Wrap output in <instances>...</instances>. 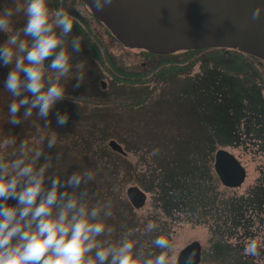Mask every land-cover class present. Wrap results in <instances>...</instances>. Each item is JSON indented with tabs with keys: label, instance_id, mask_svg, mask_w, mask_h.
<instances>
[{
	"label": "rangeland",
	"instance_id": "obj_1",
	"mask_svg": "<svg viewBox=\"0 0 264 264\" xmlns=\"http://www.w3.org/2000/svg\"><path fill=\"white\" fill-rule=\"evenodd\" d=\"M53 1L58 2V0ZM65 2L67 7L77 9L80 15L84 17L85 22H80V27L86 30L97 43L102 45L107 56L110 57L112 65H110L109 62L105 63V59H103V61H97V65L99 66L97 70L98 66L94 65L91 60L89 61L86 54L80 53V61L72 65L71 71L68 74L67 79H71L66 85V92L69 93L66 94L63 100L57 102L54 109L50 111L48 116L50 124L49 127L45 128L43 126L45 121L43 119L39 120L36 114V111H38L37 109L33 110L32 117L25 120L23 118L24 109L22 108L18 113L21 119L20 124L14 125L7 122L10 119L8 106L12 102L13 97L11 93L4 88V82L8 72L11 70V65L6 66L0 63V145H2L6 138L14 137L16 141L15 144L9 145L7 148L0 147V159L10 161L11 159L18 158L16 156L13 157L11 147L19 146L23 140L27 142L29 149H35L42 147L39 143L40 135H51L55 133L57 135L56 146H54L53 149L47 147V140H45L43 146L44 153L53 158L50 161L52 166L49 169V175H54L56 173L57 177L61 175L62 178L64 177L63 179H66V177L71 175L74 171L91 170L94 173V171L90 169V167H93L96 171L94 180L84 186L89 191L88 206L89 208L96 205L103 206L105 203L110 202L111 212L114 213L119 211V207L116 208L114 205L115 201L127 204V202L123 200L124 197L127 200L126 188L132 184L134 185L135 181L132 177H126L130 173V170H133L136 176L144 173V180L151 177L146 169L150 163V158L148 152H143L141 158V152H133L128 150V148H126V150L125 144L119 142L117 137L114 136L118 133L104 134L105 130L119 131L118 129L120 127H126L124 129L132 132L133 135L141 136V141L146 146L155 145L154 148L160 153V151L172 144H181L183 135L179 134L178 127L182 125L180 121L171 117L169 110L163 108L165 105H162V103L155 104L152 107L150 118L144 117L142 119L135 113L126 115L127 112L124 114V112L121 111L100 113L97 110L102 108L97 107L103 104V99H115L112 91H122L123 85L128 86L129 84L133 86H141V83L148 84V88L152 90L151 94H154V98L158 99L162 91L169 89L167 83L159 88L161 77L156 74L162 67L160 65L161 61L163 59H175L180 62L181 65H184L189 64L190 60L186 59L183 61L185 57L183 54L184 50L175 52L173 55L171 53L149 55L145 54L147 50L144 49L123 48L114 40L111 34H107L105 27H103L101 23L96 22L90 17L87 9L79 0H65ZM17 6L23 9L25 0H0V12L5 8H12L15 10ZM49 9L50 11H56V8ZM25 21L26 17L23 11L18 13L14 12L11 18V30L15 31L16 29L22 28ZM73 36L72 32L67 38V41H70ZM7 37V33L0 32V45L6 41ZM21 38L26 39L23 36H21ZM28 39L30 40V38ZM76 53L77 52L73 53V58H77ZM199 55L200 54L196 57ZM214 59H217V57L211 58L209 63L211 64ZM248 60L245 62V66L250 70L251 65L252 69L250 70V75L242 77L243 74H245L243 71L236 73L238 78L241 77V79H245L241 80L243 87L240 91L253 84L254 80L252 75L255 77L257 76V82L264 79V61L254 57H249ZM80 62L85 63V79L83 82L79 83V86H76L77 79L73 76L79 75L76 65ZM48 63H50V60ZM203 64L201 60H195L189 66H185L183 70L179 69L178 72L180 75L178 77L187 74L196 75L201 70ZM45 65L47 66V64ZM119 71L126 74V76H129V74H137L138 77H123L124 74H120ZM49 74L51 75V72H49ZM95 75H97L96 78L99 82L98 84L95 80V83L98 85L95 91L100 92V94L97 95L96 92L82 94L90 91ZM116 78H120V80ZM102 81L105 84L103 87L101 85ZM258 84L260 86V93L264 97V87H261L260 82H258ZM80 92L82 93L80 94ZM66 97L68 100H66ZM228 109L233 110L232 106L226 105L224 107L225 116L229 124L232 116L230 111H227ZM57 112L61 114L67 113L68 120L66 124L59 125L57 123ZM123 115L124 117H122ZM33 121L40 124L39 133L36 132ZM193 123L194 122H190V127L193 126ZM243 126L245 125L243 124ZM90 130H93L95 133L93 135H98L100 130L103 131L93 143V147L103 149L104 144L107 145L109 139H114L124 150L123 154L125 158L117 157L115 160V163L120 166L119 169L121 171L119 175L123 183L119 181V183L116 184L117 186H115L116 188L111 191L112 193L108 192L110 189L98 186V180L101 182H103V180L97 177L108 176V171L105 169V166L108 164L112 166L111 163L114 162V160L109 159L111 157L108 158V156L105 155L100 158V165L97 164V166H95L93 164L89 166L87 163L89 160L86 159V155L95 160L99 158L90 154H85L82 151L83 144L80 139ZM228 135L230 136L226 138V143L216 144V148H223L232 152L245 166L246 178L242 185L230 187L221 184L220 181L217 180L214 188L209 191L210 200L213 201L212 203H208L207 207H204L201 205L204 201L203 199H201L202 201H196L197 209L195 213L180 212L175 208L172 214V216L175 217L172 218L165 215L161 206L158 205L155 192L145 191L146 199L141 207L134 208L129 201L128 203L130 206L128 204L123 206L129 215L133 212L136 216H140V224H142L143 228H146V224L152 222V214H157L159 219L168 223V228L166 227L169 235L168 241L172 246V251L168 253L170 259L175 258L177 251L183 245L192 240H196L201 245V255L203 258L205 257L204 260L201 261L205 264H264V144L262 145V150L260 145L257 144V139L250 134H243V132L238 135L233 130L232 134ZM258 143L262 144L260 141H258ZM207 146L208 144L204 145V147ZM96 148H94V150H96ZM212 152L213 151L209 150L210 156L208 158V163L204 165L203 170L206 175H210L211 178H214L215 172L212 167L213 158L211 159L214 152ZM57 154H60L59 160L55 159ZM206 154H208V151ZM100 155L101 153L99 157ZM43 162L44 156L40 158V163ZM135 164H137L138 167L134 166ZM199 191L200 189L197 190V193ZM247 198L254 201L255 208L248 209L239 216L241 210H243L242 203L244 204ZM205 200H207V198ZM229 206H232L235 211L234 219L232 218L231 212L228 211ZM128 207L131 208L132 212ZM106 221L102 220L101 222ZM130 221L131 220L128 218H123L121 220V222L126 225ZM234 222L236 223L232 225ZM117 227L118 224L113 225L111 233L112 239H104V235L97 237V240L102 246L106 247L108 244L113 245V240L119 236L120 232ZM143 235L144 242H146L147 239H149V234L143 232ZM221 248L226 251L222 252ZM143 252L145 253V249H143Z\"/></svg>",
	"mask_w": 264,
	"mask_h": 264
},
{
	"label": "clouds",
	"instance_id": "obj_2",
	"mask_svg": "<svg viewBox=\"0 0 264 264\" xmlns=\"http://www.w3.org/2000/svg\"><path fill=\"white\" fill-rule=\"evenodd\" d=\"M20 11L26 21L22 28L12 31L11 18ZM72 28L73 21L64 8L50 11L48 0H25L23 9L17 6L0 12V32L8 34L0 45V63L11 65L4 82L13 97L7 122L20 124L22 108L25 120L37 109L39 120L49 127L50 111L67 94L73 53L81 51L80 37L67 41ZM46 60H50L47 66ZM76 68L79 75L73 77L79 86L85 79V63H78ZM56 115L59 125L67 123V113ZM33 126L39 133L40 124L33 121ZM45 140L52 148L57 135H40L42 147L35 149H29L23 140L18 152L13 153L18 158L0 159V264H134V257L143 258V250L128 238L131 232L124 234L118 246L101 245L97 237L105 234L101 221L111 217V203L89 208V191L82 186L94 180L91 170L74 171L64 180L49 175L53 158L44 153ZM15 143L14 137L6 138L0 147ZM42 156L44 162L40 163ZM55 159L59 160L60 154ZM9 200L16 203L10 205ZM156 227L149 222L146 231ZM111 233L108 228L107 234ZM153 244L162 251L143 259V264H176L175 258L168 256L172 246L167 239L157 237Z\"/></svg>",
	"mask_w": 264,
	"mask_h": 264
},
{
	"label": "trees",
	"instance_id": "obj_3",
	"mask_svg": "<svg viewBox=\"0 0 264 264\" xmlns=\"http://www.w3.org/2000/svg\"><path fill=\"white\" fill-rule=\"evenodd\" d=\"M49 8L51 7L49 6ZM73 27L75 28H72L73 35L80 37L82 43L81 51L76 53L77 58H73V60L70 61L71 65L80 61V53L86 54L89 61L91 60L96 66H98L97 61H103V59H105V63L109 62V64L112 65L110 57L107 56L101 44L98 45L90 38L88 32L81 28L79 23L73 24ZM183 54L185 56L183 61L188 59L190 60L189 64L181 65L180 62L175 59H163L161 61L160 65L162 67L156 74L161 77L159 88L167 83L169 89L162 91L158 99H155V95L151 94L152 90L148 88V84L141 83V86L129 84L128 86L123 85L122 91H112L115 99H103V104L97 107L102 108L97 110L100 113L121 111L124 112V114L127 112L126 115L135 113L142 119L144 117L150 118L152 107L155 104L162 103V105H165L163 108L169 110L171 117L181 122L182 126L178 127L179 134L183 135L181 144H172L160 151V153L154 148L155 145L146 146L141 141V136L133 135L132 132L124 129L126 127H120L118 129L119 131L105 130L104 132V134L118 133L114 136L117 137L119 142L125 144V149L128 148V150L133 152H141V158L143 152H148L150 163L146 169L151 177L144 180V173L136 176L133 170H130V173L126 177L135 179L134 184L137 183L142 190L155 192L158 205L161 206L164 214L171 218L175 217L172 216L173 209L175 208L180 212L195 213L197 209L196 201H202L201 199H203L204 201L201 205L204 207H207L208 203L213 202L210 200L209 191L214 188L219 178L216 173H214V176L212 175L214 178H211L210 175H206L203 167L208 163V158L210 156L209 150L213 152L217 150L216 144L226 143V138L230 136L228 134H232L233 130L239 135L240 127L243 124L251 128L256 137H260L264 140V97L260 93V86L258 84V82H260L263 88V79L257 82V76L255 77L252 75L254 80L253 84L249 86L250 88L247 86L240 91L243 87L241 80L245 79L236 76V73L242 71L245 73L242 77L250 75L252 67L250 65V70L246 68L245 62H247L249 57L254 56L234 49L225 48L193 49L184 51ZM198 54L200 55L196 57ZM213 57H217V59H214L210 64L209 61ZM195 60H201L202 64L205 62L201 70L196 75L187 74L178 77L180 75L178 72L179 69L183 70L185 66H189ZM98 69L99 66L97 67V70ZM119 73L124 74L120 71ZM134 76L138 77L137 74H129V76L124 74L123 77L134 78ZM96 77L97 75L93 77V84L90 91L85 93L80 92V94L96 92L95 88L98 86L97 83L99 84ZM116 79L120 80V78ZM95 80L97 83H95ZM96 93L97 95L100 94V92ZM66 100H68L67 97ZM226 105L232 106L233 109L227 110L230 111L232 116L229 124L224 110ZM122 117H124V115ZM190 122H194L192 127H190ZM101 132L103 131L100 130L98 135H93L95 134L93 130L87 131L86 134L81 137L80 141L82 140L83 153L99 158L95 160L86 155V159L90 161L87 162L89 166L93 164L95 166H97V164L100 165V158L105 155H107L108 158L111 157L109 159L114 160V162L111 163L112 166L109 164L105 166V169L108 171V176L97 177L103 180V182L98 180V186L110 189L108 192L112 193L111 191L116 188L115 186H117L116 184H118L119 181L123 183L119 175L121 171L119 169L120 166L115 163V160L117 157H125L124 154L121 155L117 151H112L111 148L105 144L103 146L104 150L102 148L93 147V143L98 139ZM205 144H208V146L204 147ZM94 148H96V150H94ZM18 149V145L11 147L12 155L13 153H17ZM51 149H53V147ZM207 151L208 154H206ZM100 153L101 155L99 157ZM213 157H211V159ZM134 166L138 167L137 164ZM90 169H92L94 175H96L95 169L93 167H90ZM54 176L57 177V174L55 173ZM58 178L64 180V177L62 178L61 175H59ZM199 189L200 191L197 193ZM206 198L207 200H205ZM123 200L129 205L130 202L128 203V199L126 200L124 197ZM7 203L13 205L16 201L9 200ZM127 204L115 201L114 205L116 208L119 207V211L112 213L111 217L108 218L106 222H103L105 224V234H103V238L112 239L111 235L107 234V229H113L114 224H118L117 228L120 232L119 236L113 240V245L118 246L124 234L126 232H131L132 235L128 238L136 244V248L145 249L143 258L134 257V264H143V259L154 258L162 251L153 244V241L157 237H163L169 240L167 231L168 223L159 219L157 214H152V222L155 223L157 227L153 231L147 232L146 228H143L142 224H140V216H136L130 207H128L132 212L130 215L123 208V206ZM242 206L243 210H241L239 216L246 210L255 208L254 201L250 198H247L245 203H242ZM228 211L231 212L232 218L234 219L235 211L232 206L228 207ZM123 218H128L131 221L126 225L121 222ZM235 223L236 222L232 225ZM143 232L149 234V239H147L146 242H144ZM221 250L222 252L226 251L223 248H221ZM204 258L201 255L198 264H205L202 262Z\"/></svg>",
	"mask_w": 264,
	"mask_h": 264
},
{
	"label": "water",
	"instance_id": "obj_4",
	"mask_svg": "<svg viewBox=\"0 0 264 264\" xmlns=\"http://www.w3.org/2000/svg\"><path fill=\"white\" fill-rule=\"evenodd\" d=\"M83 2L129 48L155 54L227 48L264 61V0H100L99 7L97 0ZM107 145L124 153L114 139ZM213 167L225 186H239L245 178L244 167L226 149L215 151ZM126 195L134 208L146 199V192L136 184L126 188ZM200 258L201 245L196 240L175 255L176 264H198Z\"/></svg>",
	"mask_w": 264,
	"mask_h": 264
},
{
	"label": "flooded vegetation",
	"instance_id": "obj_5",
	"mask_svg": "<svg viewBox=\"0 0 264 264\" xmlns=\"http://www.w3.org/2000/svg\"><path fill=\"white\" fill-rule=\"evenodd\" d=\"M79 2L81 3V4H83L84 6H85V8L87 9V11H88V13H89V15H90V17H92L96 22H99V23H101V25L103 26V27H105V30H106V32H107V34L109 33V34H111V32L107 29V27L98 19V18H96L94 15H93V13L90 11V9L88 8V6L83 2V0H79ZM48 5L53 9V8H56V10L58 9V8H64V10L66 11V13L69 15V17H70V19H72V21H73V23L75 22V23H79L80 24V22H85V20H84V17L82 16V15H80V13L78 12V10L77 9H72V8H70V7H67V5H66V2H65V0H58V2L57 1H53V0H48ZM81 25V24H80ZM86 31V30H85ZM88 35H89V37L91 38V36H90V34L88 33ZM111 36H113V38H114V40L115 41H117L120 45H121V47H123V48H129V47H126V46H124L119 40H117L116 38H115V36L114 35H112L111 34ZM95 42H96V40L94 39V38H92ZM97 43V42H96ZM98 45H99V43H97ZM225 49H227V48H225ZM141 50H143V49H141ZM178 51H180V50H178ZM178 51H176V52H178ZM184 51H187V50H184ZM146 53L145 54H149V55H153V54H155V53H151V52H147V51H145ZM175 53V52H174ZM168 54V53H167ZM171 54H173V53H171ZM257 59H259V58H257ZM259 60H261V61H263L262 59H259ZM263 83H264V79H263V81H262ZM243 132V134H250L252 137H254L255 139H257L258 141H260L262 144H259L258 143V141H257V144L258 145H260V147H261V149L263 150V147H262V145L264 144V140L262 139V138H260V137H256V135H254L253 133H254V131L251 129V128H249V127H247V126H241L240 127V133H242ZM264 151V150H263ZM230 152V151H229ZM232 153V152H231ZM233 154V153H232ZM237 158V157H236ZM238 159V158H237ZM238 161H239V159H238ZM240 162V161H239ZM240 164L244 167V170H245V178H246V168H245V166L240 162ZM245 178H244V180H245ZM244 180H243V182L240 184V185H242L243 183H244Z\"/></svg>",
	"mask_w": 264,
	"mask_h": 264
}]
</instances>
